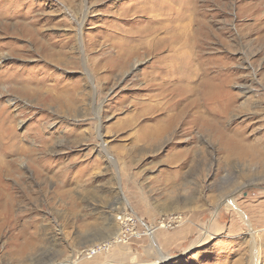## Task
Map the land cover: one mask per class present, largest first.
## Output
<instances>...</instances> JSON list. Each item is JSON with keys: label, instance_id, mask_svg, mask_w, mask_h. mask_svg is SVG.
<instances>
[{"label": "rangeland", "instance_id": "rangeland-1", "mask_svg": "<svg viewBox=\"0 0 264 264\" xmlns=\"http://www.w3.org/2000/svg\"><path fill=\"white\" fill-rule=\"evenodd\" d=\"M0 126V264H264V0H0Z\"/></svg>", "mask_w": 264, "mask_h": 264}, {"label": "bare ground", "instance_id": "bare-ground-1", "mask_svg": "<svg viewBox=\"0 0 264 264\" xmlns=\"http://www.w3.org/2000/svg\"><path fill=\"white\" fill-rule=\"evenodd\" d=\"M262 28V27H261ZM260 30H262V29H260ZM262 33V32H261ZM260 34V33H259ZM180 59V58H179ZM178 59V60H179ZM183 60V59H182ZM185 60V59H184ZM174 61V60H173ZM193 62V61H192ZM169 63V62H168ZM132 67V66H131ZM190 67V66H189ZM134 68V67H133ZM165 72H167V71H165ZM171 73H168V74H170V75H172V76H174V77H176V75H174L173 74V72L172 71H170ZM193 72V71H192ZM177 73V72H176ZM220 74V73H219ZM167 75V74H166ZM221 75V74H220ZM219 75V76H220ZM217 76V75H216ZM185 77V76H184ZM205 77V76H204ZM220 78V77H219ZM186 79V78H185ZM211 79V78H210ZM221 79H222V77H221ZM189 80V79H188ZM222 81H223V79H222ZM222 81H219V80H206L205 81V79L203 80V82L205 83V85H208V91H207V93L203 96L204 97V100H206L207 101V99H208V97H210V95H212L213 93H217V91L219 90V88H220V83L222 82ZM224 83V82H223ZM173 84V83H172ZM182 84V83H181ZM204 85V86H205ZM176 86V85H175ZM164 88V87H163ZM201 88V87H200ZM164 90V89H163ZM190 91V90H189ZM203 94V93H202ZM181 96V95H180ZM202 96V95H201ZM62 98V97H61ZM184 100L185 101H188L189 100V97H185L184 98ZM202 97H200L199 95H197L196 94V91H194V99L193 100H191V101H189L188 102V105L186 106V108H188V110H189V108H190V110L192 109H195V110H200V111H195V114L197 113L198 114V117H200V118H198V119H200V121L201 122H207V121H205V120H207L206 119V114H205V116L202 114V116H200L199 114L201 113V112H208L209 113V109H208V105L206 106H204V105H202V106H196V105H198V102L199 101H201L202 102ZM209 101V100H208ZM180 103V102H179ZM205 103V102H204ZM211 103V102H210ZM217 103V102H216ZM218 104V103H217ZM220 104V103H219ZM218 104V105H219ZM210 106V105H209ZM214 106H215V104H214ZM222 107H224V106H222ZM226 107V106H225ZM258 107V106H257ZM75 108V107H74ZM212 109V108H211ZM227 109V108H226ZM189 110V111H190ZM214 110V109H213ZM212 110V111H213ZM215 111H216V113L218 112V114H224V112L223 111H219L218 110V107L217 108H215ZM227 111V110H226ZM226 113V112H225ZM7 114V113H6ZM181 115H183V112H181L180 113V116ZM209 115V114H208ZM10 116V115H9ZM174 116V115H173ZM225 116H227V115H225ZM169 117V116H168ZM176 117V116H175ZM181 118V117H180ZM211 118V117H210ZM3 119V118H2ZM172 120V119H171ZM175 120V119H174ZM210 120H212V119H210ZM215 120V119H214ZM223 120V119H222ZM221 120V121H222ZM1 121H3V120H1ZM173 121V120H172ZM216 121V120H215ZM192 122V121H191ZM211 123H213V121L211 122ZM220 123V122H219ZM173 124H174V122H173ZM173 124L169 127V128H167L168 126H166V127H163V128H167L166 130H162V128L161 129H156L155 130V136L152 138L153 140H158V139H160V137H161V135L162 134H164V133H166V132H169L170 131V129H171V127H173ZM214 125H215V122L213 123ZM212 124V125H213ZM8 125V124H7ZM7 125H6V127H7ZM218 125V124H217ZM221 127V126H220ZM11 128V127H10ZM215 128V127H214ZM217 128V127H216ZM215 128V129H216ZM218 129V128H217ZM216 129V130H217ZM218 131V130H217ZM220 131V130H219ZM11 132H7V128L6 129H4V127H2V126H0V181H1V177H3V176H5V177H12L14 174H16L17 172H18V169L19 168H17L16 167V169L14 168L15 166H17V163L19 162L17 159H14L13 157H14V155L16 154V150H17V148H16V145H17V142H16V139H15V134H14V136L12 135V134H10ZM216 133V132H215ZM218 134V133H217ZM221 134V133H220ZM228 136V135H227ZM226 136V138H225V140H224V149L226 150L225 152L227 153L226 155H228V159H229V162L232 160L233 161V159H240V160H242L243 158H245V156H246V154H247V152H248V150H247V147L246 146H244V145H242L241 144V141H240V138H239V140H238V138L236 139V140H234V137L233 138H228ZM18 138V137H17ZM139 139L140 140H142V142H144L143 140H149V136L147 135V133H142L141 135H140V137H139ZM224 139V138H223ZM232 139V140H231ZM243 142V141H242ZM244 143V142H243ZM20 147V146H19ZM16 149V150H15ZM22 154H24V155H26L29 159H31V161H33V160H35V159H33L32 160V158H33V155H34V151L32 150V149H29V148H25L24 149V151L22 152ZM11 158V159H7V158ZM37 160V159H36ZM227 160V159H226ZM31 161H29V162H31ZM20 164V163H19ZM30 164V163H29ZM32 167H34V166H32ZM47 168V167H46ZM32 169V168H31ZM13 181V180H12ZM4 186L2 185V184H0V189H2V190H0V192L2 193V194H4ZM5 195V194H4ZM1 196V195H0ZM223 202H225V204H227V206L229 207V209H231V208H235L236 207V205H235V201L233 200V199H230V197L229 196H225V197H223ZM153 233V231L152 230H150V234H152ZM149 234V235H150ZM206 234V233H205ZM113 235V238L112 239H114V241L116 240H118V235L117 234H112ZM26 248V246L24 247V246H21V248H20V250L22 249V250H24ZM19 250V251H20ZM75 264V263H74Z\"/></svg>", "mask_w": 264, "mask_h": 264}, {"label": "built area", "instance_id": "built-area-1", "mask_svg": "<svg viewBox=\"0 0 264 264\" xmlns=\"http://www.w3.org/2000/svg\"><path fill=\"white\" fill-rule=\"evenodd\" d=\"M96 253H97V252L93 250V251L90 252L89 256L92 257V256L95 255Z\"/></svg>", "mask_w": 264, "mask_h": 264}]
</instances>
